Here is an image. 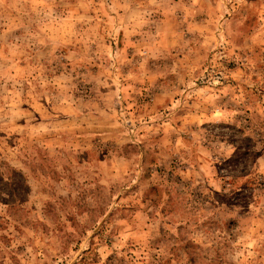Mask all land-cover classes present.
I'll use <instances>...</instances> for the list:
<instances>
[{
    "label": "rangeland",
    "instance_id": "rangeland-1",
    "mask_svg": "<svg viewBox=\"0 0 264 264\" xmlns=\"http://www.w3.org/2000/svg\"><path fill=\"white\" fill-rule=\"evenodd\" d=\"M0 264H264V0H0Z\"/></svg>",
    "mask_w": 264,
    "mask_h": 264
}]
</instances>
